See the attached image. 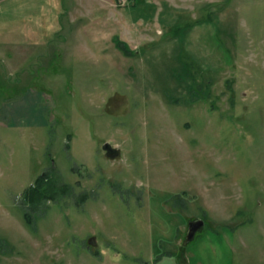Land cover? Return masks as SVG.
Listing matches in <instances>:
<instances>
[{
    "label": "rangeland",
    "instance_id": "1",
    "mask_svg": "<svg viewBox=\"0 0 264 264\" xmlns=\"http://www.w3.org/2000/svg\"><path fill=\"white\" fill-rule=\"evenodd\" d=\"M77 1L0 49V264H264V0Z\"/></svg>",
    "mask_w": 264,
    "mask_h": 264
},
{
    "label": "crops",
    "instance_id": "2",
    "mask_svg": "<svg viewBox=\"0 0 264 264\" xmlns=\"http://www.w3.org/2000/svg\"><path fill=\"white\" fill-rule=\"evenodd\" d=\"M109 1L112 5L116 4V0ZM0 2L5 11L9 10L8 5L18 4L17 10H13L14 13H19L20 2L22 15L21 20L17 18L12 20L13 22L11 20L7 21L9 23L5 22V25L0 24V49L13 47L27 49V46L42 45L47 43L46 40H55L54 36L59 33L63 35L61 31L64 29L71 30L70 24L78 17L74 13L82 10L79 9L77 0H65L63 5L60 0H0ZM0 59L6 61L3 57Z\"/></svg>",
    "mask_w": 264,
    "mask_h": 264
},
{
    "label": "water",
    "instance_id": "3",
    "mask_svg": "<svg viewBox=\"0 0 264 264\" xmlns=\"http://www.w3.org/2000/svg\"><path fill=\"white\" fill-rule=\"evenodd\" d=\"M104 148L105 150H107L108 154H112V155L119 154V149L112 146L110 142H105ZM204 226H205V220L203 218L190 219L188 221V228L186 231L183 244L187 245L190 241H192L195 238L197 232L203 229ZM93 241L94 240L89 239V244H91Z\"/></svg>",
    "mask_w": 264,
    "mask_h": 264
},
{
    "label": "trees",
    "instance_id": "4",
    "mask_svg": "<svg viewBox=\"0 0 264 264\" xmlns=\"http://www.w3.org/2000/svg\"><path fill=\"white\" fill-rule=\"evenodd\" d=\"M118 44H119L120 48L123 49V51H125L126 53L130 52L129 46H127L126 43L119 42ZM43 181H44V174L37 177L35 186L32 187V189L30 190L31 191L30 196L32 199H34L36 197V199L39 200V199H41L42 196H44L46 194L45 193V187L43 188V186H44ZM24 217H25V220L27 223H29L31 225L34 224L33 217H31L30 213H28V212L25 213Z\"/></svg>",
    "mask_w": 264,
    "mask_h": 264
},
{
    "label": "built area",
    "instance_id": "5",
    "mask_svg": "<svg viewBox=\"0 0 264 264\" xmlns=\"http://www.w3.org/2000/svg\"><path fill=\"white\" fill-rule=\"evenodd\" d=\"M131 0H117V4L120 6H125L127 5Z\"/></svg>",
    "mask_w": 264,
    "mask_h": 264
}]
</instances>
